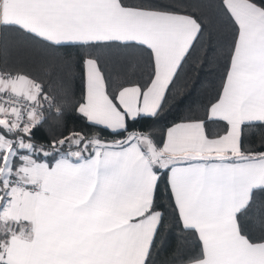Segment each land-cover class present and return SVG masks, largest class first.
<instances>
[{"label":"snow or ice","instance_id":"1","mask_svg":"<svg viewBox=\"0 0 264 264\" xmlns=\"http://www.w3.org/2000/svg\"><path fill=\"white\" fill-rule=\"evenodd\" d=\"M207 7L224 28L215 39ZM10 32L42 60L24 68L0 49V264H154L169 210L200 247L177 264H264V151L245 145L246 129H264V0H0ZM73 55L78 97L63 78ZM190 58L222 69L203 114L189 109L162 144L130 131L158 118ZM66 109L120 138L53 129L37 143Z\"/></svg>","mask_w":264,"mask_h":264},{"label":"trees","instance_id":"2","mask_svg":"<svg viewBox=\"0 0 264 264\" xmlns=\"http://www.w3.org/2000/svg\"><path fill=\"white\" fill-rule=\"evenodd\" d=\"M204 3L214 5L217 3V0H204ZM203 11L212 21V35L215 39L218 34L224 32V28L218 22L213 7H207ZM5 41L8 45L7 55L11 64L24 68L39 67L42 54L37 46L11 32L6 37L0 35V49H2ZM62 51L74 54L76 50L68 48L62 49ZM2 55V52H0V58H2ZM107 59L106 75L114 76L120 68L118 62L120 57H110ZM221 70V67L217 64H205L201 68L190 58L178 78L179 91L175 87L170 91L168 100L158 118L142 117L138 118L135 122L130 121L129 130H151L157 143L162 144L167 126L180 121L188 114L189 109L195 110L197 114H203L204 106L207 105L210 94L214 93L219 84ZM63 78L69 89L78 97L83 90V68L77 62L74 55L72 65L63 72ZM181 94L183 95L181 96ZM207 127L212 134L222 132L223 130L222 123L210 122ZM53 129L57 132L63 131L65 134L71 130L97 132L102 138L109 140L120 138L112 136L108 130L89 128L87 122L71 109H66L61 117H50L47 123L35 131L34 139L37 143H47ZM262 133H264V129L261 128L246 129L245 145L257 151H264V148L259 147ZM166 182L167 174L165 173L162 175L160 181L158 199L167 206L170 193L167 191ZM199 251L200 247L195 235L192 232L183 231L169 210V215L165 220V227L161 228L152 249L154 264H177L173 260V257L193 256Z\"/></svg>","mask_w":264,"mask_h":264},{"label":"crops","instance_id":"3","mask_svg":"<svg viewBox=\"0 0 264 264\" xmlns=\"http://www.w3.org/2000/svg\"><path fill=\"white\" fill-rule=\"evenodd\" d=\"M179 122V121H178ZM174 123H176V122H174ZM173 124V123H172ZM169 126H171V124L169 125ZM169 126H167V127H169ZM167 129V128H166ZM166 129H165V132H166ZM165 134V133H164Z\"/></svg>","mask_w":264,"mask_h":264}]
</instances>
